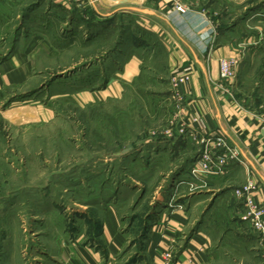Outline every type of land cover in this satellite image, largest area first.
Instances as JSON below:
<instances>
[{
  "label": "rangeland",
  "instance_id": "374dc122",
  "mask_svg": "<svg viewBox=\"0 0 264 264\" xmlns=\"http://www.w3.org/2000/svg\"><path fill=\"white\" fill-rule=\"evenodd\" d=\"M248 1L262 37L230 86L264 118V0ZM118 4L0 0V57L27 50L34 66L26 87L0 97V264H51L76 238L100 248L111 264H151L146 238L160 211L185 200L197 219L207 205L208 178L180 183L187 177L182 163L195 159L200 144L175 130L180 102L166 49L135 11ZM130 53L141 59L140 72L120 80ZM30 99L50 108L49 116L21 106ZM242 206L248 226L239 230L251 251L226 242L207 264H264ZM108 207L119 225L113 252L99 232Z\"/></svg>",
  "mask_w": 264,
  "mask_h": 264
},
{
  "label": "crops",
  "instance_id": "0c3cea01",
  "mask_svg": "<svg viewBox=\"0 0 264 264\" xmlns=\"http://www.w3.org/2000/svg\"><path fill=\"white\" fill-rule=\"evenodd\" d=\"M87 1L104 5L117 1L122 5L120 9L136 12L139 25L158 37L160 45L165 47L168 74H186L182 89L187 114L199 116L206 130L223 133L243 160L233 162L223 175L208 177L204 197L210 198L199 218L192 219V205H185V200L171 202L160 211L146 238L151 264H163L162 254L166 250L171 251L173 264H207L218 257L219 248L226 242L249 246L251 251L249 236L244 229L239 230L248 225L242 215V201L234 195L233 189L252 180L259 186L255 199L264 206V133L260 115L241 102L236 88L230 87V93H226L220 87L217 62L220 56H236L242 64L254 47L242 44L244 38L258 37L250 22L249 1L181 0L185 3V12L176 10L174 0ZM212 12L219 13L217 18ZM215 21H221L217 28ZM16 50L0 57V97L10 89L26 87L33 76L34 66L28 51ZM188 64L192 69L184 72ZM140 67L141 59L130 53L116 76L129 81L138 76ZM114 80L110 84L116 85L119 81L117 77ZM26 101L20 105L34 107L38 116H49L47 106L31 99ZM176 203L185 207L178 208ZM197 204L194 205L196 210ZM118 228L114 209H103L100 239L111 252L119 243ZM104 253L85 239L76 238L66 242V247L59 252L60 257L57 256L58 261L51 264H111Z\"/></svg>",
  "mask_w": 264,
  "mask_h": 264
},
{
  "label": "built area",
  "instance_id": "2783aa9c",
  "mask_svg": "<svg viewBox=\"0 0 264 264\" xmlns=\"http://www.w3.org/2000/svg\"><path fill=\"white\" fill-rule=\"evenodd\" d=\"M174 3L176 10L185 12L186 8L179 0H174ZM261 37L262 33L258 32L257 38L248 39L242 44L255 46ZM217 62L220 87L224 92L230 93V85L237 76L240 59L236 56H220ZM191 69L192 66L188 64L184 72H190ZM186 80V74H171L173 97L180 102V119L175 130L179 134H188L200 144L197 156L188 165L187 173H185L189 180H185L187 179L186 176V178L183 175L179 176L183 177L180 178V183L191 185L193 182L190 181L192 180L205 183L206 178L209 176L223 175L233 162L242 163L243 160L238 149L229 143L223 133L217 130L212 132L206 130L199 116L187 114L185 93L182 89ZM260 120L262 123L261 129L264 133V118H260ZM258 189L259 186L255 182L247 180L241 187L234 188L233 193L242 201L246 209L245 217L258 234V244L264 258V206L255 199V193ZM169 205H171V202H169ZM176 206L181 208V204H176ZM162 259L163 264H173L170 250L163 252Z\"/></svg>",
  "mask_w": 264,
  "mask_h": 264
},
{
  "label": "trees",
  "instance_id": "16d2710c",
  "mask_svg": "<svg viewBox=\"0 0 264 264\" xmlns=\"http://www.w3.org/2000/svg\"><path fill=\"white\" fill-rule=\"evenodd\" d=\"M192 161L190 160V157L189 158H187L183 163H182V166H183V169L185 170V168H187L188 167V165L191 163ZM185 166V167H184ZM180 170V169H179ZM194 229L192 228V231H193ZM99 232L101 233V228L99 229ZM99 233V234H100ZM189 233H191V232H189Z\"/></svg>",
  "mask_w": 264,
  "mask_h": 264
}]
</instances>
